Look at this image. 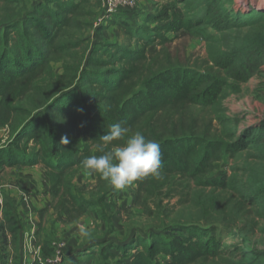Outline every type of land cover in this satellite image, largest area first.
Listing matches in <instances>:
<instances>
[{
  "label": "trees",
  "instance_id": "obj_1",
  "mask_svg": "<svg viewBox=\"0 0 264 264\" xmlns=\"http://www.w3.org/2000/svg\"><path fill=\"white\" fill-rule=\"evenodd\" d=\"M90 4L38 0L20 17L0 20V128L9 131L6 140L0 139V174L7 168L42 166L50 181L47 193L54 221L63 224L89 213L109 223L116 213V190L99 174L91 189L72 183L73 172L85 157L98 154L99 136L113 123L122 121L160 146L161 178L148 177L129 187L134 205L145 208L176 178L202 180L223 156L235 157L264 137V129L247 130L236 140H224L214 133V119L206 115L220 105L229 78L246 81L253 74L264 49L249 54L239 66L232 52L213 56L212 66L207 61L189 66L170 50L177 38L209 39L208 25L228 24L218 0H172L134 20H121L125 42H96L82 62L69 63L67 58L78 53L82 42L67 33L83 26L81 18L91 14ZM60 61L65 63L64 73L57 76L61 87L34 102L42 89L38 82ZM27 98L30 105L23 102ZM63 137L68 144L61 143ZM203 184L236 189L225 175ZM239 193L244 199L237 205L240 212L248 203L264 200V182L251 195ZM47 211L39 209L41 220ZM40 226L35 245L44 255H53V243L48 249L39 237ZM19 230L16 201L1 192L0 239L11 236L15 241ZM85 249L98 252L103 264L109 259L115 264H261L259 254L245 253V262L227 260L215 231L196 223L163 224L123 243L96 240ZM20 256L21 250L18 261Z\"/></svg>",
  "mask_w": 264,
  "mask_h": 264
},
{
  "label": "rangeland",
  "instance_id": "obj_2",
  "mask_svg": "<svg viewBox=\"0 0 264 264\" xmlns=\"http://www.w3.org/2000/svg\"><path fill=\"white\" fill-rule=\"evenodd\" d=\"M36 1L38 0H20L6 7L1 3L0 20L20 17ZM169 1L172 0H138L135 8L105 17L102 0H91L88 6L91 14L81 18L83 26L67 33L68 38L82 42L77 49L78 53L67 58L68 62H82L96 42H125L126 35L121 20H134L136 15L154 12ZM218 2L221 3L220 9L228 24L218 27L208 25V32L212 35L209 39L180 37L170 44L171 52L184 65L197 66L207 61L212 66L213 56L220 52H232L239 58L236 65L239 66L249 54L264 49V0ZM99 26H102L100 30ZM64 67V61L52 63L51 74L38 82L42 89L34 102H42L43 96L50 95L61 87L57 78L64 73ZM228 83L220 105L206 112L208 117L214 119V133L224 140H236L247 130H263L264 52L260 64L246 81L229 78ZM23 102L26 105L31 103L28 98ZM8 137L7 128H0V139L6 140ZM224 175L227 181L236 185L235 190H222L203 184L205 180ZM262 182L264 137L261 144H252L235 157L223 156L217 168L202 180L176 178L162 194L149 199L147 208L134 205V197L127 187L116 191L112 199L116 205V213L109 223L95 213H89L73 223L63 224L54 221L52 199L47 193L50 181L46 170L42 166L7 168L0 174V193L5 192L15 199L20 230L15 241L11 236L5 241L0 239V264H17L23 242L29 239L31 233L37 239L40 225L39 237L52 250L53 242L62 241L68 244L69 233L80 232L81 228L89 232L95 240L123 243L132 235H146L152 228L159 229L163 224L173 223L209 226L222 244L224 258L245 262V253L251 257L259 254V263L264 264V200L248 203L240 212L237 208L238 203L244 200L239 191L251 195ZM72 183L75 186L86 184L91 189L96 183V174L80 166L73 172ZM108 200L111 201V197ZM34 203L41 204L36 207L49 208L43 220L38 213L40 208L32 209L33 211H23L21 208L23 206L26 209V205ZM112 251L117 252L116 248ZM90 254L97 257L98 252ZM95 264L103 263L96 259ZM106 264H115V260L109 259Z\"/></svg>",
  "mask_w": 264,
  "mask_h": 264
},
{
  "label": "clouds",
  "instance_id": "obj_3",
  "mask_svg": "<svg viewBox=\"0 0 264 264\" xmlns=\"http://www.w3.org/2000/svg\"><path fill=\"white\" fill-rule=\"evenodd\" d=\"M119 142V143H117ZM62 144H68L63 137ZM95 152L82 160V166L108 182L116 191L133 186L134 182L148 177L161 178V151L157 141L149 139L142 131H131L124 122L108 126L99 136ZM81 235H87L84 228Z\"/></svg>",
  "mask_w": 264,
  "mask_h": 264
},
{
  "label": "built area",
  "instance_id": "obj_4",
  "mask_svg": "<svg viewBox=\"0 0 264 264\" xmlns=\"http://www.w3.org/2000/svg\"><path fill=\"white\" fill-rule=\"evenodd\" d=\"M138 5V0H102L103 13L105 17L112 16L116 12L125 9H133ZM54 254L46 256L43 254L41 246L35 245L34 233L25 240L21 246V256L18 264H33L38 261L40 264H63L65 242H53ZM10 264H13L11 262Z\"/></svg>",
  "mask_w": 264,
  "mask_h": 264
},
{
  "label": "crops",
  "instance_id": "obj_5",
  "mask_svg": "<svg viewBox=\"0 0 264 264\" xmlns=\"http://www.w3.org/2000/svg\"><path fill=\"white\" fill-rule=\"evenodd\" d=\"M39 204L40 203L38 204L34 203L33 205L31 204L26 205V209L23 206H21V208L23 209V211L24 210L31 211L32 209L38 210L40 207H42V206L36 207ZM87 233L88 234L86 236L81 235V232H70L69 233L70 235L68 237V244H66V247L64 249V261H63L64 263L63 264H95L96 263V259H99V258L96 256L93 257L90 254V250L85 249V247H87L91 242L96 241V240L93 239V237L90 235L89 232ZM81 244L83 245L80 246Z\"/></svg>",
  "mask_w": 264,
  "mask_h": 264
}]
</instances>
